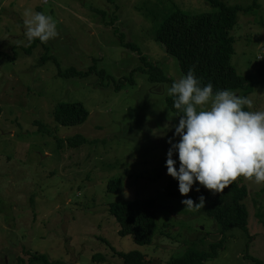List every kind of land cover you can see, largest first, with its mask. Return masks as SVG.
I'll use <instances>...</instances> for the list:
<instances>
[{"label":"rangeland","instance_id":"374dc122","mask_svg":"<svg viewBox=\"0 0 264 264\" xmlns=\"http://www.w3.org/2000/svg\"><path fill=\"white\" fill-rule=\"evenodd\" d=\"M220 2L260 6L238 14L231 64L253 85L247 96L253 107L244 110L264 111V0ZM27 8L51 15L59 35L29 42ZM176 11L216 12L206 0H0V264H30L42 255L65 264H124L114 250L170 264L190 246L209 251L219 241L218 256L203 264L264 262V182L239 178L249 193L248 231L223 232L203 214L206 205L184 209L181 201L194 200L198 182L181 199L165 196L176 180L166 160L168 141H179L180 115L166 104L170 84L132 72L143 66L144 54L173 83L183 76L156 40ZM70 68L89 75L64 76ZM62 103H81L86 122L58 124L54 113ZM73 137L85 142L71 144ZM173 159L178 169V153ZM112 180L122 181L117 193L107 192ZM146 199L156 202L157 228L152 242L141 245L120 234L109 206Z\"/></svg>","mask_w":264,"mask_h":264},{"label":"trees","instance_id":"16d2710c","mask_svg":"<svg viewBox=\"0 0 264 264\" xmlns=\"http://www.w3.org/2000/svg\"><path fill=\"white\" fill-rule=\"evenodd\" d=\"M113 2L116 0H108ZM215 13L199 15H187L176 11L169 16L159 27L156 40L165 47L167 53L176 58L179 69L185 76L190 69H194V75L200 81V85L213 84L214 93L230 89L233 91L245 90V97L252 91V83L241 76L231 64V57L236 52L235 37L232 34L237 25L238 14L252 13L260 9L257 2L249 8L228 7L220 0H206ZM141 52V51H140ZM142 67L133 70L146 74L151 83L173 84L158 66L147 61L144 54L140 55ZM92 70V69H91ZM87 72H79L70 68L64 76L87 77ZM119 87V86H118ZM174 98L166 97L168 108L176 114L182 113L173 107ZM2 108L0 107V116ZM58 124L65 127L81 125L89 117V112L81 103L59 104L54 113ZM71 144L85 142L80 137L68 139ZM122 185L121 180L110 181L107 192L117 193ZM200 191L194 196V201L199 203V197H205V207L202 209L207 218H212L220 224L222 231L232 228H241L248 231L250 214L246 206L249 197L248 189L241 186L239 179L229 185L223 193L213 194L203 186L196 184ZM165 196L172 199H181L178 180L171 181L165 190ZM157 208L153 199L122 201L109 206L110 215L116 218L120 224V234L132 235L134 240L141 245L150 244L157 228ZM222 241L209 245V251L188 247L181 257L173 258L170 264H203L208 259L216 258L219 254ZM113 250V249H112ZM116 254L124 260V264H154L146 259V255L140 251L119 252ZM94 259H103L102 256H94ZM95 261V260H94ZM255 264H264L262 260L254 258ZM42 262L43 264H65L53 262L47 256H37L30 260V264Z\"/></svg>","mask_w":264,"mask_h":264},{"label":"clouds","instance_id":"9594fccd","mask_svg":"<svg viewBox=\"0 0 264 264\" xmlns=\"http://www.w3.org/2000/svg\"><path fill=\"white\" fill-rule=\"evenodd\" d=\"M23 17L29 42L46 43L59 35L51 15L27 8ZM167 93L182 113L175 127L179 141H168L166 160L167 174L178 180L182 196H188L196 182L213 194L223 193L241 177L264 182V111H245V106L253 107L250 97L230 89L214 93L212 83L200 85L194 69L176 80ZM181 203L184 209L196 210L204 207L205 197L200 196L199 203L190 198Z\"/></svg>","mask_w":264,"mask_h":264}]
</instances>
